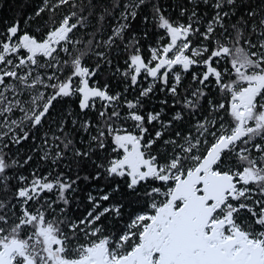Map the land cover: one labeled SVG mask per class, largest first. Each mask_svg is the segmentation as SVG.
<instances>
[{
    "label": "snow or ice",
    "instance_id": "obj_1",
    "mask_svg": "<svg viewBox=\"0 0 264 264\" xmlns=\"http://www.w3.org/2000/svg\"><path fill=\"white\" fill-rule=\"evenodd\" d=\"M172 11L3 22L0 264H264V0Z\"/></svg>",
    "mask_w": 264,
    "mask_h": 264
},
{
    "label": "trees",
    "instance_id": "obj_2",
    "mask_svg": "<svg viewBox=\"0 0 264 264\" xmlns=\"http://www.w3.org/2000/svg\"><path fill=\"white\" fill-rule=\"evenodd\" d=\"M161 2L168 6L169 14L172 16L177 15L175 11H172L173 6L178 3V0H161ZM258 2V0H257ZM40 4V0H0V27H3L4 21H12L13 19L21 18V12L23 14L28 15L32 14L35 8ZM47 17H45L46 19ZM23 23V20L21 21ZM35 23L32 24V27L35 28ZM143 26L141 25V28ZM100 79L101 85L103 84V79ZM85 191L89 190L88 185L81 184L80 186ZM77 195L83 196V193L78 192ZM129 210L128 206L126 205L125 211ZM132 210H135V206H133ZM79 214V213H77Z\"/></svg>",
    "mask_w": 264,
    "mask_h": 264
}]
</instances>
